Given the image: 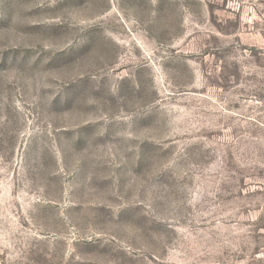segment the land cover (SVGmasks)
<instances>
[{"label": "rangeland", "instance_id": "obj_1", "mask_svg": "<svg viewBox=\"0 0 264 264\" xmlns=\"http://www.w3.org/2000/svg\"><path fill=\"white\" fill-rule=\"evenodd\" d=\"M0 264H264V0H0Z\"/></svg>", "mask_w": 264, "mask_h": 264}]
</instances>
